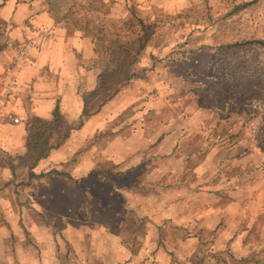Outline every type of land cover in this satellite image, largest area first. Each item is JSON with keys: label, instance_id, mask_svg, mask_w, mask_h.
Instances as JSON below:
<instances>
[{"label": "rangeland", "instance_id": "1", "mask_svg": "<svg viewBox=\"0 0 264 264\" xmlns=\"http://www.w3.org/2000/svg\"><path fill=\"white\" fill-rule=\"evenodd\" d=\"M13 1L52 25L0 17L1 51L30 63L28 103L10 117L25 126L57 108L77 121L104 65L99 39L46 0ZM103 1L108 18L135 8L159 19L133 67L145 76L40 159V177L19 163L16 130L0 133V264H264V118L219 119L207 90L218 43L264 38V0Z\"/></svg>", "mask_w": 264, "mask_h": 264}, {"label": "trees", "instance_id": "2", "mask_svg": "<svg viewBox=\"0 0 264 264\" xmlns=\"http://www.w3.org/2000/svg\"><path fill=\"white\" fill-rule=\"evenodd\" d=\"M101 1L104 2L46 0L50 10L61 14L68 27L91 33L94 38L99 39L105 61L97 73L95 85L82 93V107L77 121L66 119L57 108L48 117L32 115L26 120L24 151L16 157L26 167L29 179L44 174L34 170L39 160L46 157L51 149L62 144L73 130L82 125L84 118L96 113L133 77L145 76L144 70L139 74L133 67L155 33L159 19L151 18L135 8H131L124 18H108L101 11L98 13V8L105 5ZM255 1L236 3L233 9H241ZM5 46L6 42L1 43L0 51ZM215 48L210 65L218 74L212 76L207 88L208 99L211 96V109L219 114V119L226 121L232 113L243 114L245 122L259 116L264 118V38L242 37L218 43ZM263 134L264 126H261L257 129L256 137ZM263 145L264 136L257 146ZM9 168L13 174L14 165H9Z\"/></svg>", "mask_w": 264, "mask_h": 264}, {"label": "crops", "instance_id": "3", "mask_svg": "<svg viewBox=\"0 0 264 264\" xmlns=\"http://www.w3.org/2000/svg\"><path fill=\"white\" fill-rule=\"evenodd\" d=\"M14 4L16 5L13 0H7L4 3L3 8L0 10V17L7 21L10 25H14L17 21H23L22 16L24 15H27L28 18L30 17V20L38 25H52L49 19L50 17L44 11L42 12L28 6V8L24 9V15H18L17 12L19 9L14 10V12L11 10L13 9ZM42 53L45 54L43 50ZM5 55V52H0V72L3 74L0 80V90H5L9 86L13 90V93L16 94V97L15 99L13 98L10 100L7 107L0 110V133L9 128L15 129L19 134L17 136V142H20L18 144L19 146L23 145L26 136L25 126L16 125V122L12 121L10 115L13 113V110H16V112H23L24 104L28 103V67L30 66V63L28 62V55L23 58L16 59L13 64ZM38 60L35 64L40 63V65H43V60H39L40 62ZM9 65L11 67H9ZM6 68H10V72H5Z\"/></svg>", "mask_w": 264, "mask_h": 264}, {"label": "built area", "instance_id": "4", "mask_svg": "<svg viewBox=\"0 0 264 264\" xmlns=\"http://www.w3.org/2000/svg\"><path fill=\"white\" fill-rule=\"evenodd\" d=\"M23 48V47H20ZM21 56L17 55V58L15 59H19V58H23L25 55V52L23 53H19ZM5 72H10V68H6ZM2 73L0 72V80L2 77ZM14 93L13 90L8 86L7 89L5 90H0V110L4 109L5 107H7V105L9 104L10 100L13 99ZM13 122H17L18 121V117L17 116H13L12 118Z\"/></svg>", "mask_w": 264, "mask_h": 264}]
</instances>
